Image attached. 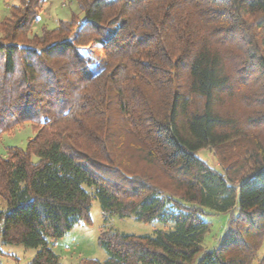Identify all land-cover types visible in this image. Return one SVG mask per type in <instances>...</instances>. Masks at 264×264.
Returning a JSON list of instances; mask_svg holds the SVG:
<instances>
[{"label": "trees", "instance_id": "trees-1", "mask_svg": "<svg viewBox=\"0 0 264 264\" xmlns=\"http://www.w3.org/2000/svg\"><path fill=\"white\" fill-rule=\"evenodd\" d=\"M76 1L85 19L40 34L43 0L0 14V137L35 131L0 157V247L62 264L51 242L92 223L94 195L105 221L170 228H107L108 259L80 264H264V0ZM229 143L224 173L197 156ZM208 213L230 215L212 249Z\"/></svg>", "mask_w": 264, "mask_h": 264}, {"label": "rangeland", "instance_id": "rangeland-1", "mask_svg": "<svg viewBox=\"0 0 264 264\" xmlns=\"http://www.w3.org/2000/svg\"><path fill=\"white\" fill-rule=\"evenodd\" d=\"M19 0H0V14L5 16L9 12V6L18 4ZM78 14L85 19L80 11L76 0H43L41 12L37 23L33 27L34 34H40L41 28L46 26L49 29L57 27L59 21H69L72 14ZM81 55L91 64L96 74V63L104 60V56L95 45L81 49ZM35 136V131L30 123H25L0 137V157H6L9 147L25 149L30 138ZM198 158L209 166L224 173L231 165L243 159L242 150L236 143H229L224 147L207 148L198 152ZM93 193V189L87 188ZM7 206L0 199V212L5 211ZM92 223L77 224L64 237L51 242L52 250L59 256L62 264H80L85 259L105 261L108 254L99 245V237L102 231L113 228L122 233L138 236L152 235L156 231L169 229L163 224L154 222L150 224L137 221L134 217L121 218L109 216L108 221L104 219V213L100 202L92 195L90 212ZM230 215L208 213L204 219L209 224V232L205 238V247L212 249L218 241L223 238L224 230L227 227ZM36 251L21 245L4 244L0 247V264H29ZM262 252L260 253L261 256ZM254 264H258L257 261Z\"/></svg>", "mask_w": 264, "mask_h": 264}]
</instances>
